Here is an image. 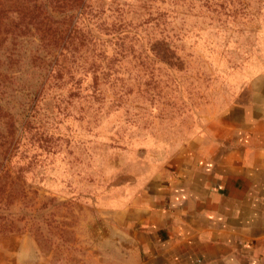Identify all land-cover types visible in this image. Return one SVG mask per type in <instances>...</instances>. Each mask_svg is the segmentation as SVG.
<instances>
[{"label": "rangeland", "instance_id": "obj_1", "mask_svg": "<svg viewBox=\"0 0 264 264\" xmlns=\"http://www.w3.org/2000/svg\"><path fill=\"white\" fill-rule=\"evenodd\" d=\"M118 1L120 38L97 34L95 71L52 89L13 157L19 170L4 176L0 264H143L122 263L120 246L138 207L171 162L207 149L221 115L264 84V0ZM126 31L138 35L127 50L115 44ZM32 39L24 67L35 75L21 79L14 116L55 50Z\"/></svg>", "mask_w": 264, "mask_h": 264}, {"label": "crops", "instance_id": "obj_2", "mask_svg": "<svg viewBox=\"0 0 264 264\" xmlns=\"http://www.w3.org/2000/svg\"><path fill=\"white\" fill-rule=\"evenodd\" d=\"M208 139L171 162L138 207L122 263L264 264V84Z\"/></svg>", "mask_w": 264, "mask_h": 264}, {"label": "trees", "instance_id": "obj_3", "mask_svg": "<svg viewBox=\"0 0 264 264\" xmlns=\"http://www.w3.org/2000/svg\"><path fill=\"white\" fill-rule=\"evenodd\" d=\"M124 6L118 0H0V123L5 126L3 132L0 129V186L6 173L14 171L12 162L20 160H13L19 147L29 145L31 117H36L41 108H47L48 101L54 97L52 89L80 86L83 80L76 77V72L95 71L88 59L98 48L97 44L104 42L97 34L110 35L109 31L113 30L115 39L120 38L114 33V25L123 21ZM107 10L116 11L111 23L105 21ZM127 36H130L127 42L116 41L117 47L127 50L134 46V37L138 35L126 31L123 38ZM34 37L55 50L43 74H37L34 79L33 90L24 93L25 101L15 114L22 116L16 119L8 108L16 104L19 88L26 86L21 79L34 78L35 74L24 67L25 58L31 59L33 52L24 44L34 43Z\"/></svg>", "mask_w": 264, "mask_h": 264}]
</instances>
